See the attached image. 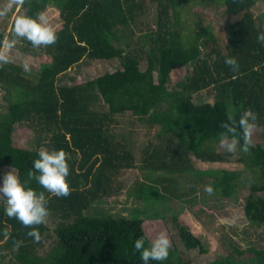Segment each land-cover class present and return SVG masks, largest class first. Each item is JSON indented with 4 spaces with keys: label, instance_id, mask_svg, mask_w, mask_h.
<instances>
[{
    "label": "trees",
    "instance_id": "16d2710c",
    "mask_svg": "<svg viewBox=\"0 0 264 264\" xmlns=\"http://www.w3.org/2000/svg\"><path fill=\"white\" fill-rule=\"evenodd\" d=\"M19 1V15L37 16L56 7L63 25L55 30L57 41L43 46L51 62L36 76L19 64L0 61V89L8 103L7 111L0 112V166L14 167L22 180L44 191L50 212L44 224L34 226L42 236L36 242L28 235L31 229L7 216L0 201V264H141L133 245L140 235L148 237L145 220H165L170 202H196L200 185L203 193L206 185L213 187L209 197L235 199L237 180L246 179L247 172L253 178L245 216L249 225L264 229V146L251 143L247 152L240 150L236 161L244 164L243 171L199 170L190 155L206 163L229 162L232 154L217 150L221 124L229 117L238 122L247 112L253 125L264 128V42L258 40L264 21L252 12L264 0H194L195 5L224 6L231 19L225 27L226 43L210 52L205 50L208 42L216 41L201 19L192 37L179 29L182 12L192 0ZM143 16H152V26L143 35L131 34L133 43H127L120 31ZM4 38L0 33V46ZM229 56L238 60L237 71L225 64ZM86 60L119 61L120 67L76 83L70 74L74 69L80 74ZM184 67L190 75L170 89L172 72ZM207 89L214 92V102L196 103L194 95ZM124 117L130 119L126 125ZM144 124L160 126L158 142L150 141L141 156L142 168L158 178L148 189L143 187L146 192L139 189L146 204L135 209L132 218L103 215L98 205L118 194L121 172L137 164L127 129ZM18 127L38 134L32 148L15 144ZM236 132L239 139L238 128ZM41 149L68 154L70 195L54 196L29 177ZM158 201L164 209H147ZM95 204L98 212L91 213ZM172 220L186 251H206L178 215ZM230 248L203 264H264V248L252 241L246 248ZM180 254L172 242L162 264H173L174 259L183 264Z\"/></svg>",
    "mask_w": 264,
    "mask_h": 264
},
{
    "label": "rangeland",
    "instance_id": "374dc122",
    "mask_svg": "<svg viewBox=\"0 0 264 264\" xmlns=\"http://www.w3.org/2000/svg\"><path fill=\"white\" fill-rule=\"evenodd\" d=\"M7 9V13L0 16V33L5 35L4 41L0 46V56L5 57L9 62L19 64L25 69V64L29 65V69L25 71L33 76H36L42 65L50 63L51 59L44 52L43 46L34 47L30 43L28 48L27 40L14 37L13 25L16 16L20 13V1L19 0H0V10ZM253 14L264 21V3L259 2L252 9ZM48 19V23L55 29H60L63 25V21L60 17V12L56 7L50 6L44 12ZM201 19L203 26L208 27L213 36V40L216 44H207L206 51L210 52L217 45H223L226 43L225 27L231 22L230 17L226 14L224 6L220 7H206L202 5H195V1L192 0L187 6L185 11L182 12V24L179 25V29L183 32L184 36H191L196 29V22ZM152 16H143L138 23L131 25L129 28L122 29V35L127 43H131V34L135 33L136 36L143 35L147 28L152 23ZM127 38H126V37ZM135 36V37H136ZM16 40L13 47H8V42L11 39ZM133 43V42H132ZM120 67L119 61L116 62H99L86 60L80 68V74L74 69L70 76L75 78L76 83L85 82L93 79L106 71H115ZM190 75V70L187 67L175 70L172 72L169 79L168 87L170 89L176 88L179 83L185 82L186 77ZM5 93L0 89V112H6L8 109V103L5 98ZM7 96V95H6ZM214 92L212 89H207L199 94L194 95V101L196 103L214 102ZM130 120L128 117L122 118V123L126 125V121ZM118 129V128H117ZM120 130V129H118ZM116 130V132H120ZM127 135L130 139V143H133L132 150L135 155L136 165L132 169L122 171L117 182L120 191L118 194L106 198L102 205H98V208L102 210V214H110L115 217L132 218L135 209H142L146 204L141 197L139 189L147 191V186L154 185L152 179H157L158 175L142 168L141 156L143 155V148L147 146L150 141L154 143L158 142L156 135L160 131L158 125H139L136 128L129 126L127 129ZM37 133L26 128L18 127L14 132V140L17 146L23 148H32L37 140ZM251 143L253 145L261 144L264 146V128L253 125L250 136ZM217 150L221 152H228L220 144L217 145ZM229 156V162L223 163H206L199 159H196L192 154L191 159L196 169L199 170H231V171H243L245 170L244 164L237 162L239 157L240 148L238 147L235 153H231ZM11 167L0 166L2 172H6ZM151 178V179H150ZM243 178L238 179L239 191L237 198L225 199L218 197H209L208 192L203 193L201 190L204 188L200 185V190L197 192L198 200L196 202H170V209L166 211L165 220H145L143 223L144 230L150 239H153L157 232L166 230L171 238V242L175 243L178 247V252L183 258L184 263L192 262L194 264H203L209 261L215 260L221 257L226 252L231 251L230 246H238L246 248L247 243L252 241L258 248H264V229L254 225H249L245 216L244 203L245 197L249 193L251 186L250 179L253 178L250 172L244 173ZM206 183L212 181V177L205 180ZM158 186V185H157ZM146 187L147 189H144ZM162 190V186H158ZM1 201V200H0ZM96 204L91 209V213L98 212ZM149 207H154L158 211L164 209L161 201H158L155 205L150 204ZM151 208L148 210L150 211ZM163 213V212H162ZM146 213H141L140 217L145 218ZM173 215L179 216V221L183 225H187L195 236H197L203 243L206 251L201 252L199 248L186 251L184 246L180 242L178 230L175 223L172 220ZM176 263L175 259L172 262Z\"/></svg>",
    "mask_w": 264,
    "mask_h": 264
},
{
    "label": "clouds",
    "instance_id": "9594fccd",
    "mask_svg": "<svg viewBox=\"0 0 264 264\" xmlns=\"http://www.w3.org/2000/svg\"><path fill=\"white\" fill-rule=\"evenodd\" d=\"M6 13V8L0 10V16ZM13 33L14 37L25 39L34 47L52 45L58 39L55 29L48 23L44 13L37 16H16ZM258 40L264 42V33L258 35ZM15 43V39L9 41L8 47H13ZM0 61L6 62V58L0 56ZM224 62L233 71L239 69V63L235 57H226ZM25 69H29L28 64H25ZM252 119L254 118H249L247 112L240 114L238 122L229 117L221 124L223 132L219 136V144L231 153H235L238 147L247 152L251 144ZM237 128L240 133L239 139ZM28 175L35 179L42 189L54 196L66 197L71 193L69 181L71 165L68 154L63 149L39 150ZM213 190L211 185L205 186V191L208 193H212ZM0 200L4 201L5 214L30 228L28 235L36 242H40L41 233L34 226L44 224L49 216L50 209L45 192L38 191L30 186L28 181L22 180L12 167L6 172L0 171ZM171 247L172 242L168 232L161 230L153 239H149L144 234L140 235L134 241L133 251L139 253L141 264H162L167 260Z\"/></svg>",
    "mask_w": 264,
    "mask_h": 264
},
{
    "label": "crops",
    "instance_id": "0c3cea01",
    "mask_svg": "<svg viewBox=\"0 0 264 264\" xmlns=\"http://www.w3.org/2000/svg\"><path fill=\"white\" fill-rule=\"evenodd\" d=\"M68 79V78H67ZM63 82H65V81H63Z\"/></svg>",
    "mask_w": 264,
    "mask_h": 264
}]
</instances>
